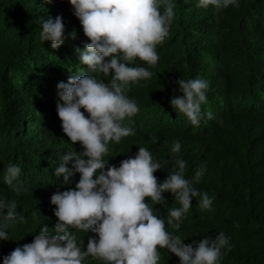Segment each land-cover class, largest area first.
<instances>
[{
    "label": "trees",
    "instance_id": "16d2710c",
    "mask_svg": "<svg viewBox=\"0 0 264 264\" xmlns=\"http://www.w3.org/2000/svg\"><path fill=\"white\" fill-rule=\"evenodd\" d=\"M172 2L175 16L168 36L156 47L157 64L136 59L132 65L152 73L130 84L125 93L139 107L135 116L124 120L135 134L110 142L104 159L118 167L145 147L161 164L154 173L160 182L175 167L174 158L186 162V179L203 170L193 187L213 198L211 207L201 209V197H193L178 230L166 220L170 209L181 207L172 193H163V204L154 205L150 198L146 202L165 218L166 230L186 244L223 232L230 250L221 249L218 264H264V0H237L238 7L221 10L201 7L199 0ZM73 12L69 0H0V200L15 201L17 213L25 218L11 222L6 229L9 239L0 240V264L17 246L32 242L43 225L55 234L56 206L50 198L74 188L79 180L76 173L70 178L73 183L65 184L63 175L55 174L66 152L83 151L62 131L56 111L58 82L66 83L78 73L110 80L80 61L75 50L90 41ZM57 15L63 18L65 40L53 49L51 41L40 40L41 20ZM180 79L209 83L199 126L170 104L180 94ZM177 141L180 151L174 154ZM10 164L21 168L13 186L4 181ZM69 231L84 249L89 236L98 239L95 233ZM157 250L158 264H179L166 248ZM82 264L105 262L89 256Z\"/></svg>",
    "mask_w": 264,
    "mask_h": 264
},
{
    "label": "clouds",
    "instance_id": "9594fccd",
    "mask_svg": "<svg viewBox=\"0 0 264 264\" xmlns=\"http://www.w3.org/2000/svg\"><path fill=\"white\" fill-rule=\"evenodd\" d=\"M53 2V0H48ZM88 38L83 48H76L80 61L91 72L110 77L107 82L91 74H74L67 82H58L56 111L61 127L72 144L79 142L83 151H68L55 170L63 175L64 183L79 173L74 188L57 191L50 198L55 205V234L47 225L30 243L17 246L3 257V264H82L86 257L102 260L105 264H158L159 248H166L179 258V264H218L221 249L230 250L228 238L220 232L215 238L208 236L199 241L184 243L179 235L166 230L165 218L157 216L146 202H166L163 193L170 192L181 207L168 211L167 225L178 230L184 214L192 206L193 197H201L199 207L209 209L212 197L193 187L199 182L203 170L192 180L185 178L186 162L174 158L175 167L160 182L155 176L162 169L154 162L151 152L139 147L135 156H129L117 167L104 157L110 142L134 135V129L124 125L126 117L135 116L139 107L125 94L129 85L146 80L152 73L145 67L132 66L136 59L149 66L159 60L157 45L163 44L175 16L172 0H69ZM213 6L216 10L230 5L238 7L237 0H199V6ZM163 8V11H161ZM40 40L51 41L53 49L65 40L63 18L48 16L41 20ZM75 38V34H72ZM76 45V44H75ZM179 95L170 99L172 108L182 113L194 126L202 118L201 104L206 102L208 81L180 79ZM83 109V111H81ZM87 113V115H85ZM209 119L212 113H207ZM180 143H174L171 152L179 153ZM71 162V167L69 163ZM21 173L18 165H9L4 181L13 186ZM19 193V187H13ZM13 201L0 200V240H8L6 229L17 218ZM6 210V211H5ZM35 215V213H33ZM91 232L84 249L69 229Z\"/></svg>",
    "mask_w": 264,
    "mask_h": 264
}]
</instances>
